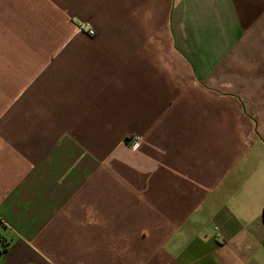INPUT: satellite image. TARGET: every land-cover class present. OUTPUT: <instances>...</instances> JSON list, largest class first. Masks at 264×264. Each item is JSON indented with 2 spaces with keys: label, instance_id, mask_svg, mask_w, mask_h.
I'll return each instance as SVG.
<instances>
[{
  "label": "crops",
  "instance_id": "obj_1",
  "mask_svg": "<svg viewBox=\"0 0 264 264\" xmlns=\"http://www.w3.org/2000/svg\"><path fill=\"white\" fill-rule=\"evenodd\" d=\"M2 249L264 264V0H0Z\"/></svg>",
  "mask_w": 264,
  "mask_h": 264
},
{
  "label": "built area",
  "instance_id": "obj_2",
  "mask_svg": "<svg viewBox=\"0 0 264 264\" xmlns=\"http://www.w3.org/2000/svg\"><path fill=\"white\" fill-rule=\"evenodd\" d=\"M77 31L81 32V33H86L89 36H94L95 35V31L90 27V25H88L86 23L79 24L78 28H77ZM137 146H138V143L134 142V144L132 145V148L136 149Z\"/></svg>",
  "mask_w": 264,
  "mask_h": 264
},
{
  "label": "trees",
  "instance_id": "obj_3",
  "mask_svg": "<svg viewBox=\"0 0 264 264\" xmlns=\"http://www.w3.org/2000/svg\"><path fill=\"white\" fill-rule=\"evenodd\" d=\"M1 252H3V249H2V250H0V253H1Z\"/></svg>",
  "mask_w": 264,
  "mask_h": 264
},
{
  "label": "rangeland",
  "instance_id": "obj_4",
  "mask_svg": "<svg viewBox=\"0 0 264 264\" xmlns=\"http://www.w3.org/2000/svg\"><path fill=\"white\" fill-rule=\"evenodd\" d=\"M1 103L3 104V101H1Z\"/></svg>",
  "mask_w": 264,
  "mask_h": 264
}]
</instances>
